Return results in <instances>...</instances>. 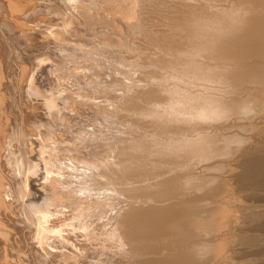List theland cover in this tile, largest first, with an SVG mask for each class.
I'll return each instance as SVG.
<instances>
[{"label":"bare ground","instance_id":"obj_1","mask_svg":"<svg viewBox=\"0 0 264 264\" xmlns=\"http://www.w3.org/2000/svg\"><path fill=\"white\" fill-rule=\"evenodd\" d=\"M4 1L6 2L7 7L9 9V12L11 13L10 14L11 18H9V19L13 20V18H15V20L18 21L21 17H23V18L25 17L24 16L25 13H30L33 11V8L30 5L31 4L30 0H4ZM29 1H30V3H29ZM215 1H217V0H215ZM253 1L257 2L256 0H253ZM258 1L260 2V7L264 6V0H258ZM160 2H159V4H161ZM194 2L195 1H192V0L191 1H189V0L188 1H182L181 0V1H179V4L174 3V4H176L175 6L171 5L173 7L170 8L168 14L172 19L176 20V21L173 20V23L177 22L176 24H173L172 26H170L172 28V31H170V33L168 31V33H169L168 34V33H165L166 31L164 30L165 32L161 35L162 39L161 38L158 39L156 37L148 35L147 41L142 43L141 46L140 45L138 46V47L142 48V50H141L142 51V58H141L142 63L144 65H149V64H145V62L148 61V63H151V64L154 63L155 67L152 66V67H150L149 70H146V71L141 70L142 73H144L146 75V77H148L149 83H146L147 86L135 85L136 87H133L132 91L130 90L131 92L129 90H127L128 89V86H127V89H126L127 92L124 91L125 94L123 93V100L121 101L120 99H118L117 100L118 102H116L114 105L116 112L117 113L119 112V115L125 117L126 121H124V122L125 123L129 122L128 125H130V126L128 127L126 125L128 127L127 129H129V128H131L132 130L133 129H136V130L139 129L138 131L141 132V133L137 132L140 135H138L136 133L137 135L135 136V134H133L134 136L133 137L130 136L131 138H129V139H124L123 137H122L123 138L122 139L121 135H120L119 137L121 138V140L115 141V143H117V146L119 147L116 157L109 158L112 156L108 155L105 158H102V157L100 158V156H98L99 158L98 157L96 158L95 156H93V158L88 159V157H87L88 155H86V153L83 151L84 148L82 149L83 146L81 147V145H83L84 142L82 140H80L81 136L79 134L76 136V138H72L71 140L68 138V136L62 137L63 135H61V132L66 133V130H68V129H69V131H67V132L73 133L72 131L75 129V127L78 128L80 126H78L79 124H75V125H72L74 127H72V126H71V128L68 127L67 126L68 121L66 122V119H68L66 116L68 111H66L65 108L64 109L60 108L61 106H59L58 104L61 101H63L64 105L68 106V104L70 105V103H71V105H73L72 106L73 114L71 113L72 114L71 117L76 115L77 117L81 118V113L83 112L82 107H84L83 105L85 104V102L89 101V100H87V96L85 98V93L82 92V88L85 87V81H87V80H84V78L82 77V74L78 75L76 73V71H73V70H72L71 75L69 73H67V75L69 74V77L72 78V80L69 78L72 81L71 85H74L77 88L75 87L76 89L74 90V88H73L74 86H73L71 88H66L67 90H65V89L62 90L64 87H61V85H62L61 84V85H59L60 86L59 89H61V91L59 90L58 92H55L52 94V95H54V98L56 97L59 99V101L57 99L58 103L56 102L58 108L56 107L57 109H54V111L56 112L55 114H54L53 110L50 112V113H52L53 117L50 116L51 117V119H50V117L48 116L49 120L46 123V128H48L50 130L52 129V132L54 131V133H52L50 130L48 132H46L47 131L46 130L43 133L44 135H42L43 139H41V138H39V140L34 139L35 141L33 140V138L31 136L28 137V135H30V133H27L28 134V135L26 134L27 138L25 137L24 141L27 142V139H28L31 142H34V144H35V146L33 144V149H31L30 151L26 147L27 143L25 144V142H24L23 147H21L20 144L16 145V146L21 147V148L17 147L18 149L16 147L12 148L13 146L10 145V146H12L10 148H12V152L14 153V156L21 158V163L19 164L20 168H22L25 171L26 175H34V172L36 170H38V166L40 165L38 162H35L33 160L34 149L37 146H39L41 143L43 144V142H44V145H46L49 142L51 143L52 140H56V143H58V141H59V144H60V142L62 144H64V145H62L61 151H58V152L56 151V153H54V155L51 154V157H50V152L52 151V149L49 150L47 148V150L50 152H43V153L40 152L42 150V148H41V150L35 149V151H37L38 158L40 161H43V158H44V156H46V153L49 154L48 155L49 157L47 159H45V162H44L45 165H43V167L45 166L44 168H45V172H46L45 176H44L45 181H43L44 183L41 182L42 183L41 187L45 190V191L43 190L44 191L43 193L48 198L47 206L49 209V214H51V212H52V214L55 215V212H56V214H57L56 217H57V216H60L61 214L65 213V214L61 215L59 217V219L58 218H52V220H50V222L47 223L48 227L53 226V228H54V226H56L57 224H58L57 226H60V224H65V220L62 221V219L68 218L71 215H73V217L71 216L72 218H75V219L78 218L80 220V222L78 224L76 223L77 227H83L85 229H88L83 234L86 237V240L87 239L90 240L91 243H93L95 241L97 244H99V242L103 238V235H101L102 238H99V239H101L100 241H98L97 237H95V236H96V234H98L97 232H99L98 230H99L101 225L98 224V221L95 223L93 222L95 225L92 223V221H90L94 225V226H92L94 228H92L90 223H87L91 219V217L93 216V213L94 212H95V214L97 213L95 211V210H97V208L95 207V208H93L94 210H91L89 212V207L88 208L84 207L85 205L83 203H79V202H81L79 200H83V199L87 200V198L89 199L90 196L92 195L91 192L95 191L96 189H99V187L101 186L100 185L101 181L107 182V184H109L110 188L113 189L115 191V193L117 192V193H119V195L123 196L122 198H124L123 199L124 203L123 204L121 203L120 206H117L116 205L117 203L112 204L111 209L109 210L111 212V216H110L111 220H112V221H110L111 226L113 225L112 227L115 229V231L117 233V234H114L115 236L111 233L113 236V242L116 245H119L121 247V249L123 248L122 253L126 254V257L124 260L121 259L122 256L120 258L122 261L120 259H119V261L116 260L119 262V264H120V262L123 264H132L133 260H130V259H134L136 257L138 258L139 256H144V257L137 259L136 263L138 262V264H190V262L192 263L194 261V259H193L194 257H191L192 255L190 257L188 255V258L183 257L182 254L180 253V252H182L181 249H180L179 253L174 252L175 254H172L171 258H168V259L167 258H165V259L153 258L151 256V254H153V256L155 255L154 253L158 254L157 251L159 248H161L163 246V244H164V247L166 249L170 248L173 250V247H175L174 242L172 244L169 243V240H168V243L166 242L167 237H169V236L163 238V236L167 235V234H164L161 230H166V229H164L166 224H168L169 222L173 224V222H179L180 220H184V219L190 217L191 215H193L194 214L193 212L195 210L193 212H192V210L190 211L191 207L194 208L195 206L198 205V208L201 209L204 206L203 205L204 203L198 204V203H202L201 201L197 202V204H195L196 203L195 199H197V201L199 199V197H197L196 195H194L196 197L194 199L195 203L193 201V198H191V199L189 197L185 198V196L188 194V192L192 193V192H190V190L196 189V188L201 189L202 192L204 190L203 196L206 195L207 198L208 197L221 198L219 200H222V196L225 194V192L227 190H230L231 186H230V184H228L229 182L225 177L223 178L220 175L219 176L209 175L206 172L204 174H202L201 172L211 171V170H220L221 171V170H225L224 168L227 166H228V168H232V167H229V165L227 163L226 164L223 163L221 161V159H218V158H220L219 156L227 155V157H228L229 154H231V155L234 154L236 156H238V154L239 155L241 154L240 156L244 157L245 151L249 150L248 149L249 147L246 148L245 146H243L236 151L237 148H235V147H234L235 149L233 148V143H237V142L239 143V140L241 142V138H243V137L240 138V134L238 135V133H235V132L232 134L231 131H230L231 134H229V133L227 134L226 132L225 133L220 132L219 129L218 130L220 133L219 132L215 133V131L213 132L212 129L215 127H213V126L211 127L212 124L210 125V123H213V122H209V119L211 121V120H214L216 117V120L221 121L220 118L224 119L226 117V119H224L223 121L227 120V118L229 121V120L233 119V118L230 119L231 117L230 118L228 117V115H231L232 117L235 116V119L237 118V120L239 122H243V121L239 120V118L241 119V118L245 117V119H247L246 117H248V116H246V114L248 115L251 112L253 113V111L256 112L262 108L264 109V107H263L264 105L261 103V101H260L261 98H259V95H252L253 93H251V94L248 93L249 95H247L244 98H237V97H232V94H231V92L235 93L234 89L236 88V86H240L243 83H247V82L249 84L250 83H256V85L258 84V87H260L259 85H261V87L264 86V11L262 9H261L262 11L261 10L258 11L257 9L252 8V6H253L252 5L251 7L246 8V10L244 11L245 13H240L239 12L240 10L234 9V10L229 11V12H231V15L230 14H223L221 12L220 13H211L210 11H209L210 13L206 14L205 12H207V11H205V10H204L205 12L202 11L201 8H199V5L197 6L196 3H194ZM248 2L246 1L247 4H248ZM250 2H249V4H250ZM177 3H178V1H177ZM218 3L220 4V1ZM261 3L263 4L262 6H261ZM34 4H35V2H33L32 6L35 7ZM154 4H156V3H154ZM219 4H217V5L219 6ZM237 4H239L238 1H237ZM240 4L238 6H240ZM3 5H4V3L0 0V7H2V9L5 6V5L4 6ZM209 5L210 4H208V6ZM220 5H222V4H220ZM167 6L168 5H166V7ZM213 6H215V3ZM157 7H158V5H157ZM159 7H161V9L166 8L165 6H162V5ZM234 7H235V5H234ZM258 7H259V5H257L255 8H258ZM145 9L143 7H142V9H140L142 14L145 12ZM161 9H159V10H161ZM156 10H157V8H156ZM221 10H222V8H221ZM147 11L148 10H146V12ZM0 12L2 14V10ZM6 13H7V10H6ZM248 13L252 14L253 16L247 18L246 19L247 22H246L243 19ZM180 14H182V15H180ZM21 15H23V16H21ZM161 15H162V13H161ZM12 16H13V18H12ZM162 16H164V15H162ZM5 17H6V15H5ZM29 19H28V17H27V19H25L26 23L29 22V21H27ZM235 19L236 20L238 19V21L243 20V21H245L246 24L247 23L248 24L246 26H242L243 28H241V25L239 26V22L236 21L237 23H234ZM25 20H24V24H23L22 20L21 21L19 20L20 22L18 21V23L19 24L22 23L24 25L23 27H25ZM31 21H33V20H31ZM142 21H144V20H142ZM171 22H169V23L172 24ZM18 23L16 22V25ZM29 23H31V22H29ZM140 23H142V22H140ZM160 23L162 24V22H160ZM167 24H168V22H167ZM8 25H10V24L8 23ZM11 25H15V23L11 24ZM16 27H19V25ZM16 27L14 29H16ZM124 27H125V25H124ZM166 28H168V27H166ZM14 29H13V31H14ZM138 29H141V25H140V27H138ZM243 29H244L243 36L237 35L236 37H234L237 32L243 31ZM24 31H22V32H24ZM158 32H160V31H158ZM0 33H2V32H0ZM7 33H9V32H7ZM19 33H20V31H19ZM245 33H247V34H245ZM16 34H18V32ZM224 36L225 37L229 36V37H227L228 39H226V38H224ZM182 39H185V40H182ZM145 51H147L148 53L146 54ZM133 53H135V52H133ZM249 60H252V61L248 62ZM25 62H27V61H25ZM245 62H248V63H246L244 65ZM12 63H14V62H12ZM99 63H101V62H99ZM139 63H140V61H139ZM33 67H34V65H33ZM113 67H114V65H113ZM29 68H31V66ZM2 69H3V67L0 68L1 72H2ZM57 70H59V69H57ZM0 77L2 78V76H0ZM61 77H63V76H61ZM3 78H4V76H3ZM89 79L92 80V78H89ZM135 81H137V80L135 79ZM68 82H69V80H68ZM227 83L228 84L230 83L229 87L227 86ZM7 85L8 86H6V87H9V83ZM86 85H87V83H86ZM16 86H18V85H16ZM2 87H4V86L2 85ZM20 87H22V85ZM23 87H25V86H23ZM89 87H90V85H89ZM19 88L17 87V90ZM256 88L257 87H255V89ZM22 90H24V89H22ZM19 91H17V92H19ZM94 92H95V90H93V93ZM227 93L228 94L230 93L231 96L229 95V97H227L228 96ZM226 94H227V96H226ZM0 96H2V94H0ZM14 98H15V96H14ZM107 98H106V101H107ZM118 98H122V96L120 95V97H118ZM4 100H5V98H4ZM23 100H24V98H23ZM48 100H45V102L47 103L46 106H49V108H50L51 104H49L48 102H51L50 100H52V99H48ZM23 102H25V101H23ZM94 102H96V101H94ZM100 102H102V101H100ZM4 103L6 105L7 102L4 101ZM3 104L1 106H3ZM92 104H94V103H92ZM65 106L62 105V107H65ZM3 107H5V106H3ZM95 107H97V106H94L93 108H95ZM0 108L3 109L2 107H0ZM68 109H71V107ZM103 109L106 110L105 107ZM263 109H262V112L264 111ZM92 112H94V111H92ZM116 112H107V113L112 117L113 115L117 114ZM20 113H21V111H20ZM99 113H100V111H99ZM93 115H94V113H93ZM1 116H2V114L0 112V130H2V128H3L2 123L5 122L4 120L6 118V116H5L4 120H3L2 117L4 115L2 117ZM260 116H262V117H260ZM260 116H259V119L264 118V114L260 115ZM90 117H91V115H90ZM256 117H257V115H256ZM86 118H88V117H86ZM212 118H214V119H212ZM250 118H252V117H250ZM205 119L206 120L208 119V121H206ZM54 120L59 121V123H57L58 126L54 124ZM70 120H71V118H70ZM109 120H112V119H109ZM114 120H112L113 123L115 122ZM203 120L205 121V123L203 122ZM112 121H110V122H112ZM228 121H226V123ZM253 121H254V119H253ZM206 122H209V123H206ZM217 122H219V121H216L214 123H217ZM221 122H219L217 125L220 126L219 124H223V122L222 123ZM232 122H234V121H232ZM254 122H253V124H254ZM262 122H264V120ZM8 123H10V122H8ZM116 123H118V122H116ZM5 124L7 125L6 122H5ZM91 124H88V125H91ZM230 124H229V127H230ZM250 124L252 125V123H250ZM260 124H261V122H260ZM85 125H83V126H85ZM231 125H233V123ZM242 125H244V124H242ZM100 126H101V123H100ZM234 126H235V124H234ZM238 126H240V125H238ZM247 126L248 125H246V127ZM260 126L262 127V130H263L264 124L260 125ZM10 127L11 126H9V128ZM257 127L259 129V126H257ZM216 128H217V126H216ZM222 128H225V127H222ZM222 128H220V129L223 130ZM235 128L237 129V127H235ZM28 129L29 128H27V129L25 128L24 131L27 130V132H28ZM123 129H125V128H123ZM229 129H231V128H229ZM239 129H240V127H239ZM17 130H19V129H17ZM21 130H19V131H21ZM79 130H81V129H79ZM3 131H5V130H2V132ZM7 131L8 130L6 128V133H8ZM122 131L124 132V130H122ZM16 132H18V131H16ZM80 132L81 131H79V133ZM86 132H88V131H86ZM244 132H245V130H244ZM6 133H4V134L7 135ZM19 133H22V131ZM24 133H26V132H24ZM251 133L252 132H250V134ZM16 134L18 135V133H16ZM76 134H77V131H76ZM84 134H87V133H84ZM89 134H90V132H89ZM262 134H264V133H262ZM5 135L3 138H5ZM64 135H67V134H64ZM96 136H97V134H96ZM50 137L53 139H51ZM69 137H71V135ZM114 137L116 138L117 136H114ZM127 137H128V134H127ZM258 137H259V135H258ZM6 138H8V136ZM16 138L18 141V136ZM55 138H57V139H55ZM115 138H114V140H115ZM244 138L242 139L243 141H244ZM45 139H47V140H45ZM49 139H51V141L47 142ZM74 139H77V140L75 141ZM259 139H261V138H259ZM73 140L75 141V143L78 141L77 143L80 145L79 146L80 148L78 147V145H76L77 146V147H75L76 151L73 148L74 151H71V153H70L68 150L66 151V149H68L69 147L68 148H66V147H67L68 142H69L68 146H70V144L72 145ZM246 140L248 141V139H246ZM250 140H252V138ZM45 141L47 142L46 144H45ZM15 142H16V139H15ZM4 143H6V142L3 141V144ZM53 143L55 144V141H53ZM240 144L241 143H239V145ZM1 145L2 144H0V146ZM31 145H32V143H31ZM113 146H114V144H113ZM28 147H30L29 144H28ZM102 148H104V147H102ZM0 150H1V148H0ZM3 150L6 151V148ZM108 150H110V149L108 148ZM255 150H254V152H255ZM1 152L3 153L4 151L1 150ZM72 152H74V153H72ZM107 152H109V151H107ZM248 152H250V151H248ZM113 153H115V152L113 151ZM259 153L256 152L255 154L258 155ZM3 154H0V156ZM8 154H10V153H8ZM91 154L89 157H91ZM105 154L107 155V153H105ZM4 156H5V154H4ZM1 157H3V156H1ZM94 157H95V159H94ZM238 158H240V157H238ZM2 160L5 161L7 159L2 158ZM224 160H225V158H224ZM1 163H2V161L0 160V164ZM239 163H240V161H239ZM2 165H3V163H2ZM197 166L198 167L200 166L199 170H201V172L197 171L198 170ZM257 166H255V167H257ZM44 168H42V169H44ZM253 168H254V163H253ZM252 171H253V169H252ZM257 173H258L257 174L258 177L264 176V171L262 169ZM0 174H1V172H0ZM230 176H232V175H230ZM3 177L0 176L1 179ZM28 177H27V179H28ZM258 177H256V178H258ZM249 178H251V177L249 176ZM229 179H230V177H229ZM5 181H7V179ZM2 182H0V204H2V201H3L2 200V197H3L2 192L5 191V190L3 191L4 183H2ZM38 182H39V180H38ZM114 183H119V185L114 184ZM212 183H215V184L213 186H210ZM26 185L28 186V184H26ZM29 185H31V183ZM36 185H37V183H36ZM258 188H259V186H258ZM252 189H253V187H252ZM75 193H78V194H75ZM182 194L184 195V197L183 196L181 197ZM203 196H202V198H203ZM233 197H234V195H233ZM101 198H102V196H98V197L96 196L95 200H100ZM207 198H203V202L205 199L207 200ZM227 198H228V196H227ZM224 199H226V198H224ZM210 200H209V202H206V204L207 203L208 204L214 203V204H212V205L210 204L208 209L203 208V210L204 209H205V211L207 210L206 211L207 214L205 217L202 218V220H204V221L206 219L210 220L212 222V223L210 222L212 225H210L211 228L209 230H205L203 234H209L210 235V233L215 232V233H217L216 236L217 237L219 236V237L218 238L215 237L214 239H208V240L205 239V241H197L196 243L199 246L196 250H194V251L192 250V252H195L196 254H205L208 256L210 255V256H212V258H215L216 256L222 255L221 253H223L225 251L224 250L226 248L225 246L228 245V244L226 245L224 236L218 232H220L221 229L224 231L223 228H226L225 226L226 225L228 226V223L230 224V222L232 221V216L234 215V213H233V211L231 212V205L230 206L227 205V203H225L223 200H222V202L218 201V200H217V202H215V200H211V202H210ZM82 202H84V201H82ZM64 205H66V206H64ZM104 205H106V204H104ZM5 206H7V205L5 204ZM29 206H31L30 211L32 209V212H33L34 211V204L30 203ZM263 206H264V204H263ZM204 207H206V206H204ZM74 208L77 211L74 212L73 214H71L70 210L68 211V209L73 210ZM20 209H22V208H20ZM203 210H201V211H203ZM36 211H34L35 214H36ZM59 211H60V213H61V211H63V212L60 214ZM38 213H39L38 219L44 218V216H45L44 214H46L45 212L43 213L42 210H39V209H38ZM230 213H233V214H230ZM113 214H115V215L113 216ZM258 214L259 213H257L256 215H258ZM260 214H262V212ZM260 214H259V216H260ZM263 214H264V212H263ZM40 215L42 217H40ZM67 215H68V217H67ZM36 216H37V214H36ZM112 216H113V218H112ZM196 216H198V215H196ZM199 217H200V215H199ZM245 217H246V214H245ZM257 217L258 216H256V218ZM233 218H235V217H233ZM83 219L87 220V221L83 222ZM189 220H188L189 223L181 221V223H178V227L177 228L174 227L173 229H171L172 231H170V233H168V234H179V233L181 234V233H186V232L191 231L190 227L193 225L192 224L193 221L191 222V219H189ZM94 221H96V220H94ZM201 222H203V221H201ZM201 222L199 223V225L201 224ZM68 223H67V225H68ZM197 223H198V221H197ZM80 224H82V225H80ZM197 225H196V227H198ZM203 225H205V224H203ZM203 225H201V226L203 227ZM45 226L47 227V225H45ZM201 226H199L198 228H195V229L192 226V228L194 229V231L192 229V234L194 232L193 237H195L196 235H198L201 232V229H199ZM206 226H207V224H206ZM1 228H2V226H1ZM59 229H61V228H59ZM167 230H168V228H167ZM109 231H108V233H109ZM93 232H94V234H93ZM100 232H101V230H100ZM68 234H69V232H68ZM91 234H93V235H91ZM8 235H10V234H8ZM73 235H74V233H73ZM83 235H80V236H83ZM89 235H91V236H89ZM77 236H79V235H76L73 237H76V238L80 237V236L79 237H77ZM212 236L213 235L211 234V237ZM235 236H237V235H235ZM180 237L182 238V235ZM225 238H227V237H225ZM55 239H57V238H55ZM79 239H82V237H80ZM79 239H77V240H79ZM172 239H175V237ZM77 240L74 239L73 242L74 241L76 242ZM82 241L84 242V240H82ZM226 241H227V239H226ZM83 242H81L80 244H83ZM176 242H178V240ZM104 243L100 242V245L102 248H103L102 244H104ZM180 243H181V241H180ZM180 243H178V244H180ZM182 243L180 245H183ZM87 244H89V242ZM75 245H76V243H75ZM78 245H79V243H78ZM185 245L186 244H184V246ZM92 246H94V244H92ZM76 247H79V246H76ZM81 247L82 246H80L79 248L81 249ZM178 247L182 248L183 246H181V247L178 246ZM186 247L188 248V246H186ZM101 249H97V250H101ZM114 249H115V247L113 246V250ZM184 249H185V247H184ZM204 249H206V250L204 251ZM116 250L120 251V248L118 247V249H116ZM78 251H79V249H78ZM176 251H178V250H176ZM83 253H85V252H83ZM160 253L161 252H159V254ZM162 253H165V252L162 251ZM169 253H171V250ZM20 254H22V253H20ZM225 254H226V251H225ZM164 255L166 256V254H164ZM184 256H185V254H184ZM6 258H4V259H6ZM51 258L49 260H51ZM54 258H53V260H54ZM209 258H211V257H209ZM63 259H64V257H63ZM68 259L70 260V258H68ZM83 259H85V257H82V262L87 260L86 259L83 261ZM90 260H91V258H90ZM93 260H95V259H93ZM213 261H210V262H213ZM98 262H99V260H98ZM202 262H204V261H202ZM206 262H208V261L206 260ZM84 263L88 264V261H86ZM196 263L198 264L197 260H196ZM199 263H200V261H199ZM76 264H79V262L78 263L76 262ZM193 264H194V262H193ZM212 264H214V263H212Z\"/></svg>","mask_w":264,"mask_h":264},{"label":"rangeland","instance_id":"obj_2","mask_svg":"<svg viewBox=\"0 0 264 264\" xmlns=\"http://www.w3.org/2000/svg\"><path fill=\"white\" fill-rule=\"evenodd\" d=\"M1 1L4 3L5 6L3 5L4 6L3 9H2V7H0L1 8L0 11L2 10V14L0 12V32H2V33H0V36H1L0 37V49H1L0 50V58L2 59V60L0 59V68L3 67L2 72L0 70V72H1L0 76H2V78L4 76L5 79L4 78L2 79L0 77V87H1L0 88V94H2V96H0V99H1L0 100V107L3 108V109L0 108L1 109L0 112H1L2 116L4 115L3 117L1 116L3 120H4V117L6 116L4 121L7 123V125L3 121L4 123H2V124L4 126L2 125V127H3L2 130H5V131L2 132V130H0V137H1L0 138V144H2L0 146V148L2 151H4L3 153L5 154V156H4V154L0 150V154H3V155H1L3 157L0 156V160L3 163V165H2V163L0 164V172L2 174V175L0 174V176H2V177L4 176L3 177L4 179L2 178L3 180L0 178L3 182L1 180H0V182L4 183L3 191L5 190L4 192H2V196H3L2 200L4 202L2 201V204H0V219H1L0 220V264H6V263L7 264L8 263L9 264H19V263L20 264H51V263L54 264L55 262H56L55 264H76V262L77 263L79 262V264H82V263L85 264L84 262H86V261H88V264H90L91 262H92L91 264H94V263L95 264H119L118 261L121 258V256H122L121 259L124 260L126 257V254L122 253L123 248L121 249V247L119 245H116L113 242L112 234L114 235L117 233H116L115 229L112 227L113 225L111 226L110 221H112V220L110 217L111 212L109 210L111 209L112 204L117 203L116 204L117 206H120L121 203L123 204L124 203V200H123L124 198H122L123 196L119 195V193H117V192L115 193V191L110 188V186H109V184H107V182L101 181L100 182L101 186L99 187V189H96L95 191L91 192L92 195L89 198L90 200L88 198H87V200L86 199L79 200V201H81L79 203H83L85 205V206L83 205L84 207H86V208L89 207V212L91 210H94L93 208H95V207L97 208V210H95L97 213L95 214V212H94L93 216L91 217L90 220L88 219L89 221L87 223H90V225L92 227L95 225L94 223L98 221V224L101 225L99 230H98L99 232H97L98 234H96V236L95 235L94 236L97 237L98 241H100L101 239H99V238H102L101 235H103V238L100 241L101 243L105 242L104 244H102L103 248L101 247L100 242H99V244H97L95 241L93 243H91L90 240H88V239H87L88 241L86 240V237L83 234L88 229H85L83 227H77L76 223L78 224L80 222V220L78 218H76V219L72 218L73 215H71L72 217L71 216L68 217V215H67L68 218L62 219V221L65 220L66 225L60 224V226H57L58 224L57 225L55 224L58 228L56 226H54V228H53V226L48 227L47 223L50 222V220H52V218H58L59 219V217L65 213L61 214L63 211H61V213L59 211V213L61 215L57 216V217H56V215H57L56 212H55V215L52 214V212H51V214H49V209L47 206L48 198L43 193L45 190L41 187V184H42L41 182L45 181L44 176L46 173L45 168H44L45 166L43 167V165H45L44 164L45 159H47L49 157L48 156L49 154L46 153L47 157L44 156L43 161H40L38 158L37 151H35V149L41 150V148H42V150L40 151L41 153L50 152L47 150V148L49 150L52 149V151L50 152V157H51V154L54 155V153H56V151L57 152L61 151L62 145H64V144H62L61 142L59 144V141H58V143H56V140L51 141V139H53V138L50 137L51 139H49L47 142L51 141L52 144L50 142L47 143L45 141V144L47 143L46 145H44V142H43V144L41 143L36 148L34 147L35 149H34L33 160L40 164L38 166V170H36L34 172V175H26L25 171L22 168H20L19 164L21 163V158L14 156V153L12 152V148H14V147L19 148L20 146L23 147L24 142H25L24 141L25 137L27 138V135H28L27 133H30V135H28V137L31 136L33 138V140L34 139L39 140V138L43 139L42 135H44L43 134L44 131L47 130L46 132H48L50 130V129L46 128V123L49 120V117L50 116L53 117L52 113H50V112L52 110L54 111V109L58 108L57 107V103H58L57 99L58 98H56V97L54 98V95H52V94L55 92H58L59 90L61 91V89H59V87H60L59 85H61V84H62L61 87H64L62 90H64V89L67 90L66 88H71L74 86V85H71L72 84L71 83L72 78L69 77V74L71 75L72 70H73V71H76V73L78 75L82 74V77L84 78V80H87V81H85V87L82 88V92L85 93V98L87 96V100H89L90 102L87 101V102H85V104L83 103L84 107H82L83 112L81 113V118L77 117L76 115L71 117L73 114V111H72L73 105H71V103H70L71 106L69 104H68V106H65L63 101H61L58 104L59 106H61L60 108H62V109L65 108V110L68 111L67 115H66L68 118V119H66V122L68 121L67 126L71 128L72 125L79 124L78 126H80V127H78V128L81 129V130H79L78 128L75 127V129L73 128L74 129L72 131L73 133L67 132V131H69V129H68V130H66V133L61 132V135H63L62 137L68 136V138L71 140L72 138H76V136L79 134L81 136L80 140H82L84 142V144L81 145V147L83 146L82 149L84 148L83 151L86 153V155H88L87 156L88 159L93 158V156H95L96 158L98 156H100V158L101 157L105 158L108 155L112 156L109 158L116 157L119 147L117 146V143H115V141H118V140L120 141L122 137L124 139H129V138L134 136L133 134H135V136H136L138 133H141V132L138 131L139 129L138 130H136V129L132 130L131 128L127 129L130 126V125H128L129 122H126V123L124 122V121H126L125 117L119 115V112L118 113L116 112L114 105L116 102H118L117 101L118 99H120L122 101L123 100V93L125 94V92H127V90L132 91V88L136 87L135 85L147 86L146 83H149L148 77H146V75L144 73H142L141 70L146 71V70H149L150 67H152V66L155 67L154 63L151 64V63H148V61L145 62V64H149V65H144L142 63V61H141L142 60L141 59L142 58V51H141L142 48L138 47V46L139 45L141 46L142 43L147 41L148 35H151V36L156 37L158 39H160V38L162 39L161 35L165 31H166L165 33H168V31L170 33V31H172V28L170 26H172L173 24H176L177 22L173 23L174 19H172L168 13H169L170 8L173 7L171 5L175 6L176 4H179V1H181V0H149V1L148 0H34V1L30 0L31 1L30 5L33 8V11L30 13H25L24 14L25 17L24 18L21 17L19 19L20 21L22 20V22L24 24V20L27 19V17H28V19L30 18L27 21H29L31 23H29V22L26 23V20H25V27H23L24 25L22 23H20L21 24L20 25L18 23L19 20L18 21L15 20V18H13V16H12L13 20L9 19V18H11V16H10L11 13L9 12V9L7 7L6 2L4 0H1ZM30 1H29V3H30ZM177 1H178V3H177ZM182 1H188V0H182ZM189 1H191V0H189ZM192 1H195L194 3H196L197 6L199 5V8H201L202 11H204V10L207 11V12L204 11L206 14L210 13V12L211 13H220L221 12L223 14H230L231 15V12H229V11L234 10V9L240 10L239 11L240 13H245L244 11L246 10V8L251 7L252 5H253L252 8L257 9L258 11H260L261 9L264 11V6H262L263 4L261 3L262 7H260V2L258 0H256L257 2H254L253 0H217L218 2L220 1V4H222V5H220L215 0H213V1L212 0H192ZM237 1L239 4L241 3L240 6H238L239 4H237ZM246 1L247 2L251 1V2H250V4H249V2L247 4ZM33 2H35V4H34L35 7L32 6ZM159 2L161 4H159ZM154 3H156V4H154ZM174 3H176V4H174ZM214 3H215V6H213ZM208 4H210V5L208 6ZM217 4H219V6ZM157 5H158V7H157ZM161 5L165 6V7H166V5H168V6L166 8L161 9V7H159ZM234 5H235V7H234ZM257 5H259L260 8L259 7L255 8ZM142 7L144 9L146 8L145 12L143 14L140 11V9H142ZM156 8H157V10H156ZM158 8L161 10H159ZM221 8H222V10H221ZM5 9L7 10V13H6ZM146 10H148V11L146 12ZM161 13L164 16H162ZM5 15H6V17H5ZM180 15H182V14H180ZM21 16H23V15H21ZM251 16H253V15L248 13L244 17L243 20H245L247 22L246 19L251 17ZM31 20H33V21H31ZM142 20H144V21H142ZM243 20L238 21V19L237 20L235 19L234 23L239 22V26L241 25V28H243L242 26H246L248 24V23L246 24L245 21H243ZM166 21L168 22V24ZM174 21H176V20H174ZM16 22L18 23L17 25H16ZM140 22H142V23H140ZM160 22H162V24ZM169 22H171L172 24H170ZM8 23L10 25H8ZM14 23H15V25H11ZM123 24L125 25V27ZM18 25H19V27H16ZM140 25H141L142 30L138 29V27H140ZM14 26L16 27V29H14L15 28ZM166 27H168V28H166ZM13 29H14V31H13ZM244 29H243V31L237 32L234 37H236L237 35L243 36ZM157 30L160 31L161 33L158 32ZM19 31H20V33H19ZM22 31H24V32H22ZM7 32H9V33H7ZM17 32H18V34H16ZM245 34H247V33H245ZM227 37H229V36H227ZM227 37L224 36V38L228 39ZM182 40H185V39H182ZM133 52H135V53H133ZM145 52H146V54L148 53L147 51H145ZM25 61H27V62H25ZM139 61H140V63H139ZM251 61L252 60H249L248 62H251ZM12 62H14V63H12ZM99 62H101V63H99ZM248 62H245L244 65ZM32 64L34 65V67ZM113 65H114V67H113ZM30 66H31V68H29ZM57 69H59V70H57ZM67 73H69V74L67 75ZM60 75L63 77H61ZM89 78H92L93 81L90 80ZM135 79L137 81H135ZM68 80H69V82H68ZM8 83H9V87H6V86H8L7 85ZM86 83H87V85H86ZM2 85L5 88L2 87ZM16 85H18V86H16ZM21 85H22V87H20ZM89 85H90V87H89ZM23 86H25V87H23ZM127 86H128V89H127ZM227 86L229 87L230 83L229 84L227 83ZM259 86L260 87H258V84L256 85V83H250V84L248 82L243 83L240 86H236V88L234 89L235 93L231 92L232 97L244 98L247 95L253 93L252 95H259V98H261L260 101L264 105V101H263L264 100V89H263L264 86L263 87H261V85H259ZM17 87L18 88L20 87V88L17 90ZM75 87L76 86L73 87L74 90L77 88V87L76 88ZM255 87H257V88L255 89ZM21 88L24 90H22ZM93 90H95L94 93H93ZM17 91H19V92H17ZM227 94H226V96H227ZM120 95L122 96V98H118V97H120ZM229 95H230V93L228 94L227 97H229ZM14 96H15V98H14ZM3 97L5 98V100ZM23 98H24V100H23ZM106 98H107V101H106ZM48 99H52V100H50L51 102H48L49 104H51L50 108H49V106H46L47 103L45 102V100H48ZM3 100L7 102L6 105H5ZM16 101L17 102L19 101V102L17 103ZM23 101H25V102H23ZM58 101H59V99H58ZM94 101H96V102H94ZM100 101H102V102H100ZM92 103H94V104H92ZM2 104L5 107L1 106ZM62 105L65 107H62ZM94 106H97V107L93 108ZM70 107H71V109H68ZM104 107H105V109L106 108L107 109L104 110L103 109ZM262 109L256 111L257 113L254 111H253V113L251 112L253 115L251 113H249L248 115L246 114V116H248V117H246L247 119H245V117L241 118V119L239 118V120H241L243 122H239L237 120V118L235 119V116L232 117L231 115H228L229 118L231 117L230 119H232V118L233 119L228 121V118H227V120L223 121L224 119H226V117L224 119L220 118L221 121L223 122V124H219L220 126H218L217 124L219 122H221L220 120H216V117H215V119L212 118L215 121L214 120L210 121V119H209V122H213V123H210V125L212 124L211 127L212 126L215 127L212 129L213 132L215 131V133H218L219 130H220V132H223V133L226 132L227 134L228 133L231 134V132L233 134L235 132V133H238V135L240 134V138L245 137L244 141L242 140L243 138H241V142L239 140V143H241L240 145L238 142L233 143V148L234 147L237 148L236 149V151H237L241 147L245 146L246 148L249 147L248 151H250V152L245 151L244 157L240 156L241 154L240 155L238 154V156H236L234 154H232V155L229 154L230 156L228 155V157H227V155H225L226 157L223 155L219 156L220 158H218V159H221V161L223 163H225V164L227 163L229 165V167H232V168H228V166H227L224 168L225 170H221V171L220 170H211V171H203L202 170L203 172H201V170H199L200 166L199 167L197 166V168H198L197 171L201 172L202 174H204L206 172L209 175H217V176L220 175L223 178L225 177L229 182L228 184H230V186H231L230 190H227L228 192L226 191L225 194L222 196V200L225 203H227V205H229V206L231 205V212L233 211L234 215L232 216V221L230 222V224L228 223V226L226 225L225 226L226 228H223L224 231L221 229V231L218 232L224 236L226 245L228 244L227 246H225L226 248L224 249L226 251V254H225V251L223 250L224 254L221 253L222 255H219V256H216L215 258H212V256H210V255L208 256L205 254H196L195 252H192V250L193 251L196 250L199 246L196 243L197 241H205V239L208 240V239H214L215 237L216 238L219 237V236L218 237L216 236L217 233H215V232L210 233V235L209 234H203L205 230H209L211 228L210 225H212L211 224L212 222L210 220H207V219L204 221V220H202V218L205 217L207 214L206 213L207 210L205 211V209H208L210 204L211 205L214 204V203H210V204L207 203L208 204L207 205L206 202H209L210 199L215 200V202H217V200L222 202V200H219L221 198H218V197H215V198L214 197H208L207 198L206 195L203 196L204 190L202 192L201 189L196 188V189L190 190V192H192V193L188 192V194H187L188 196L186 195L185 198H187V197H189L190 199L193 198L194 203L196 200L195 204H197V202L201 201L202 203H198V204L204 203L203 205L206 206V207L203 206L201 209L198 208V205L195 206L194 208L191 207L190 211L192 210V212H193L195 210L193 212L194 216L191 215L190 217H188L189 219H191V222L193 221L192 226L194 229L205 224V225H203V227L201 226L199 228V229H201V232L198 235H196L195 237H193L194 232L192 234L193 228L191 226L190 227L191 231H189V232L181 233V234L179 233L180 235L179 234H168V233H170V231H172L171 229H173L174 227L177 228L178 223H181V221L189 223L190 220L188 218H186L184 220H180L179 222H173V224L169 222L168 224L165 225L164 229H166V230H161V231L164 234H167V235H164L163 238H165L167 236L170 237V238L167 237V241L166 240L165 241L168 243V240H169V243H171V244L174 242L175 247H173V250L170 248L166 249L164 247V244H163L162 247L164 249L161 247L157 251L158 254H159V252H161L159 255L157 253H154L155 254L154 256H153V254H151V256L153 258H157V259L167 258L168 259V258H171L172 254H175L176 252L179 253V251L181 249L182 252H180V253L182 254L183 257L188 258V255H189V257L191 255H192L191 257H194L193 258L194 261L192 260L194 262V264H197L196 260H197L198 264H200V263L201 264H207L208 262H209L208 264H212V263H214V264H256V263L257 264H264V219H263L264 218V214H263V212H264V206H263V204H264V176L258 177V175H257L258 174L257 172H259L261 169L264 171V162H263L264 161V155H263L264 154V134H262V133H264V126H263V130H262V127L260 126V125L264 124V122H262L264 120V118L259 119V116L264 114V111L262 112ZM19 110L21 111L22 114L20 113ZM92 111H94V112H92ZM99 111H100V113H99ZM107 112H116L117 114L115 113L116 115H113L111 117ZM55 113L56 112L54 111V114ZM93 113H94V115H93ZM90 115L92 118L90 117ZM256 115H257V117H256ZM51 117H50V119H51ZM86 117H88V118H86ZM250 117H252V118H250ZM260 117H262V116H260ZM70 118H71V120H70ZM109 119H112V120L115 119L114 120L115 122L113 123V121L109 120ZM253 119L255 122L253 121ZM110 121H112V122H110ZM206 121H208V119ZM216 121H219V122L214 123ZM226 121H228V122L226 123ZM232 121H234V122H232ZM259 121L261 122V124ZM8 122H10V123H8ZM116 122H118V123H116ZM203 122L205 123L204 120H203ZM209 122H206V123H209ZM231 122L233 123V125H231L232 124ZM253 122H254V124H253ZM57 123H59V121L54 120V124L57 125ZM100 123H101V126H100ZM241 123L244 125H242ZM250 123H252V125ZM255 123L256 124L258 123V124L256 125ZM82 124L85 126H83ZM88 124H91V125H88ZM229 124H230V127H229ZM234 124H235V126H234ZM245 124L248 126L246 127ZM238 125H240V126H238ZM9 126H11V127L9 128ZM216 126H217V128H216ZM257 126H259V129ZM72 127H74V126H72ZM222 127H225V128H222ZM235 127H237V129ZM239 127H240V129L242 127L243 128L240 130ZM6 128L8 130L7 132L10 135L8 133H6ZM25 128L26 129L29 128L28 132H27V130L24 131ZM123 128H125L126 130ZM220 128H222L223 130H221ZM229 128H231V129H229ZM17 129H19V130L22 129L21 130L22 133H19L21 131H19ZM122 130H124V132ZM244 130H245V132H244ZM16 131H18V132H16ZM50 131L52 132V129ZM76 131H77V134H76ZM79 131H81V132L79 133ZM86 131H88V132H86ZM24 132H26V133H24ZM89 132H90V134H89ZM250 132H252V133L250 134ZM259 132L260 133L262 132V133L260 134ZM4 133H6L7 135H5ZM16 133H18V135ZM52 133H54V131ZM84 133H87V134H84ZM3 134L5 135V138H3L4 137ZM15 134L18 136V141L16 138L17 136ZM64 134H67V135H64ZM96 134H97V136H96ZM127 134H128V137H127ZM70 135H71V137H69ZM120 135H121V138L119 137ZM138 135H140V134H138ZM258 135H259V137H258ZM7 136H8V138H6ZM114 136H117V137L115 138ZM113 137L115 138V140ZM250 137L252 138V140H250L251 139ZM259 138H261V139H259ZM15 139H16V142H15ZM55 139H57V138H55ZM246 139H248V141ZM45 140H47V139H45ZM74 140L76 141L77 139H74ZM74 140H73V144L72 145L70 144V146H68L69 145V142H68L66 148H68V147L69 148L66 149V151L68 150L71 153V151H74V150L76 151V149H75V147H77L76 145H78V147L80 146L77 143L78 141L76 142L77 143L76 144ZM3 141L6 143L3 144ZM53 141H55V144L53 143ZM26 143H27L26 147L28 148L29 151L31 149H33L34 142H31L30 140L27 139V142H25V144ZM31 143H32V145H31ZM19 144H20V146H16ZM28 144L30 147H28ZM113 144H114V146H113ZM10 145H12L13 147ZM34 146H35V144H34ZM10 147H12V148H10ZM102 147H104V148H102ZM2 148L3 149L6 148V151L3 150ZM73 148H74V150H73ZM108 148L111 151L108 150ZM254 150H255V152H254ZM107 151H109V152H107ZM113 151L115 153H113ZM256 152L257 153L260 152V153L257 155V154H255ZM8 153H10V154H8ZM72 153H74V152H72ZM105 153H107V155ZM90 154H91V157H89ZM95 157H94V159H95ZM238 157H240V158H238ZM2 158L7 159V160H5L6 162L3 161ZM224 158H225V160H224ZM239 161H240V163H239ZM253 163H254V168H253ZM255 166H257L259 169ZM42 168H44V169H42ZM252 169H253V171H252ZM230 175H232V176H230ZM249 176L251 178H249ZM27 177H28V179H27ZM229 177H230V179H229ZM256 177H258V178H256ZM6 179H7V181H5ZM38 180H39V182H38ZM30 183H31V185H29ZM36 183H37V185H36ZM215 183H212L210 186H213ZM26 184H28V186ZM114 184L119 185V183H114ZM258 186H259V188H258ZM252 187H253V189H252ZM75 194H78V193H75ZM232 194L234 195V197ZM194 195L199 197L198 201H197V199H195L196 197ZM226 195L228 196V198ZM96 196L97 197L102 196V198L100 200H95ZM182 196L184 197L183 194L181 195V197ZM202 196H203V198H207V200L205 199L203 202ZM224 198H226V199H224ZM211 200H210V202H211ZM82 201H84V202H82ZM4 203L7 206H5ZM30 203L34 204V211L37 210L36 211L37 216H36L34 211L32 212V209L30 211V207H31V206H29ZM104 204H106V205H104ZM64 206H66V205H64ZM20 208H22V209H20ZM203 208H205V209L203 210ZM38 209L42 210L43 213L44 212L46 213V214H44L45 215L44 218L38 219L39 218ZM69 210H70L71 214H73L74 212L77 211L75 208L73 210L68 209V211ZM201 210H203V211H201ZM261 212H262V214H260ZM233 213H230V214H233ZM257 213H259L260 216H259V214L256 215ZM245 214H246V217H245ZM41 215H40V217H42ZM114 215L115 214H113V216ZM196 215H198V216H196ZM199 215H200V217H199ZM113 216H112V218H113ZM256 216H258V217L256 218ZM233 217H235V218H233ZM94 220H96V221H94ZM200 220L203 222H201ZM84 221H87V220L83 219V222ZM90 221H92V223L94 222L93 223L94 225ZM197 221H198V223H197ZM66 222L67 223L69 222L68 223L69 226L67 225ZM200 222H201V224L199 225ZM208 222L209 223L211 222V223L209 224ZM206 224H207V226H206ZM45 225H47V227ZM80 225H82V224H80ZM196 225L198 227H196ZM1 226H2V228H1ZM59 228H61L62 230ZM92 228H94V227H92ZM167 228H168V230H167ZM194 229H193V231H194ZM100 230H101V232H100ZM108 231H109V233H108ZM68 232H69V234H68ZM223 232L224 233L226 232V233L224 234ZM73 233H74V235H73ZM8 234H10V235H8ZM93 234H94V232H93ZM93 234H91V235H93ZM211 234L213 235L212 237H211ZM76 235H79V236L83 235V236H80V237H82V239H79L80 238L79 236H77L79 238L73 237ZM91 235H89V236H91ZM97 235L98 236L100 235L101 237L100 236L98 237ZM181 235H182V238L180 237ZM235 235H237V236H235ZM171 237L172 238L175 237V239H172ZM225 237H227V238H225ZM55 238H57V239H55ZM74 239L75 240L79 239L81 242H83L82 240H84V242H83V244H80L81 242L79 240H77L76 242L75 241L73 242ZM226 239H227V241H226ZM175 240L176 241L178 240V242H176ZM180 241H181V243L183 242L182 243L183 245H180L181 244ZM86 242L87 243L89 242V244H87ZM75 243H76V245H75ZM78 243H79V245H78ZM178 243H180V244H178ZM92 244H94V246H92ZM184 244H186V245L184 246ZM76 246H79V247L82 246L83 248L81 247V249H80L79 247H76ZM113 246L115 247L114 250H113ZM178 246H180V247L183 246V247L179 248ZM186 246H188V248ZM118 247L120 248V251L116 250V249H118ZM184 247H185V249H184ZM78 249H79V251H78ZM97 249H101V250H97ZM170 250H171V253H169ZM176 250H178V251H176ZM205 250L206 249H204V251ZM162 251H164L165 253H162ZM19 252L22 254H20ZM83 252H85V253H83ZM164 254H166V256ZM184 254H185V256H184ZM63 257H64V259H63ZM82 257H85V259H83V261L86 259L87 260L82 262ZM143 257L144 256H139L138 258L136 257V258L130 259V260H133L132 264H138V262L136 263L137 259H140ZM209 257H211L212 259ZM4 258H6V259H4ZM50 258H51V260H49ZM53 258H54V260H53ZM68 258H70V260ZM90 258H91V260H90ZM93 259H95V260H93ZM98 260H99V262H98ZM116 260H118V261H116ZM206 260L208 262H206ZM209 260L210 261L214 260V261L210 262ZM199 261H200V263H199ZM202 261H204V262H202ZM193 262L192 263L190 262V264H193ZM120 264H123V263L120 262Z\"/></svg>","mask_w":264,"mask_h":264}]
</instances>
